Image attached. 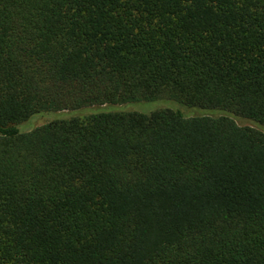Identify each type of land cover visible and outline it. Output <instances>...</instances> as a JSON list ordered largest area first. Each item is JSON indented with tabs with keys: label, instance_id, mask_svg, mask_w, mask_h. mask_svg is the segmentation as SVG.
Wrapping results in <instances>:
<instances>
[{
	"label": "trees",
	"instance_id": "1",
	"mask_svg": "<svg viewBox=\"0 0 264 264\" xmlns=\"http://www.w3.org/2000/svg\"><path fill=\"white\" fill-rule=\"evenodd\" d=\"M0 264H264V0H0Z\"/></svg>",
	"mask_w": 264,
	"mask_h": 264
},
{
	"label": "rangeland",
	"instance_id": "2",
	"mask_svg": "<svg viewBox=\"0 0 264 264\" xmlns=\"http://www.w3.org/2000/svg\"><path fill=\"white\" fill-rule=\"evenodd\" d=\"M128 106L131 107V108H128L129 110H138L139 112H143V113H148L150 111H154L158 107L156 102H154V103L153 102L152 103L140 102V103H133V104L128 105ZM46 116H48L51 119H53L54 117L57 116V114L47 113ZM48 120L49 119L47 117H45V116H38V117H36L33 120H32V118H30L26 122H23L19 126V129H20V131L24 132V131H26V129L22 128L23 125L29 124L30 127H38L40 125H43V124L47 123ZM237 123L239 125H248V126H250V124L248 122L243 121V120H239V119H237Z\"/></svg>",
	"mask_w": 264,
	"mask_h": 264
}]
</instances>
